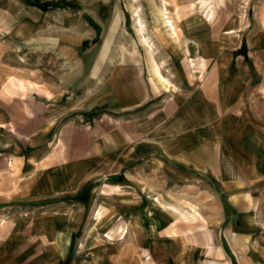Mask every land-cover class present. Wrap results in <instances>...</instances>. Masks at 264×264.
Here are the masks:
<instances>
[{
	"label": "crops",
	"instance_id": "obj_1",
	"mask_svg": "<svg viewBox=\"0 0 264 264\" xmlns=\"http://www.w3.org/2000/svg\"><path fill=\"white\" fill-rule=\"evenodd\" d=\"M256 1L243 28L220 15L223 7L210 22L169 4L174 37L161 5L144 1L0 0L9 40L57 57L43 69L63 74L44 92L18 95L1 74L24 65L0 64V264H202L186 241L164 234L182 222L195 232L199 212L182 211L173 224L153 214L143 224L133 206L121 215L142 236L109 243L92 238V211L108 187L132 189L139 201L145 185L218 186L232 221L261 200L264 0ZM144 35L170 83L153 69Z\"/></svg>",
	"mask_w": 264,
	"mask_h": 264
},
{
	"label": "rangeland",
	"instance_id": "obj_2",
	"mask_svg": "<svg viewBox=\"0 0 264 264\" xmlns=\"http://www.w3.org/2000/svg\"><path fill=\"white\" fill-rule=\"evenodd\" d=\"M112 1L121 3L125 7L128 6L131 0ZM137 1H144L148 6H152L153 4L161 5L160 10L165 6L163 0ZM175 1H177L176 4L172 2L169 4H174L178 8L180 7V10L177 9L180 13L200 14L203 16L201 11H198L199 5L196 4L197 0ZM224 3L218 8V12H220L223 7L220 15L225 18L233 14L242 23L245 22L242 28L247 25V20L253 18L256 12L259 11L256 0H224ZM169 4L166 5L167 8ZM137 11L135 10V13ZM261 15L264 16V12ZM37 16L40 18L39 14ZM43 18H47V16ZM160 28L157 25V33H159L158 30ZM242 28L239 33H243ZM160 36L163 38L162 35ZM151 43L153 42L151 41ZM34 45H38V42H35ZM34 48L30 42L10 41L9 26H0V50L2 51L0 64L6 66L9 64L24 65L23 68L13 69V72L6 71L1 74L8 81L6 85L10 83L11 86L16 87V93L18 95H20V92L24 95L28 91H34L35 95L36 91L44 92L48 85L46 82H55L56 80L60 82L59 76L63 75L46 72L45 70L47 68L45 65L49 64L51 67L60 59L57 57L53 59H47L46 57L40 59V53L33 51ZM128 187L130 189L133 186ZM259 187V192L264 190V185ZM123 189L126 188L108 187L103 190V200L99 201L92 211L93 239H95V236L100 242L105 241L110 243L124 241L132 238V236L135 239L142 236L139 233L130 234L128 229H126V217L121 215H127L131 211H134L133 206H140V209L143 210V224H150L153 214L160 216L162 224L163 222L165 224L169 223L168 221H171L173 224L180 215V212L189 209L195 213L199 212L204 217V221L201 220L198 222L201 226L195 232L190 233L186 230L187 225L190 223L182 222L179 223L178 233L172 234L166 232L164 234L171 239L186 241L188 246L193 247V258L201 260L202 264H264V194L261 200L252 198L254 206H251L250 211L243 210V206H241V210L235 212L234 221H232L233 210H228L226 197L220 194L218 186H210L207 189L201 185H190L186 183L160 186L145 185L140 188V194L143 198L139 201H133L131 199L133 197L139 198L138 192H131L132 189L130 191H124ZM153 200L160 203L153 204ZM223 204L226 217H224L222 209ZM112 208L117 209V211L112 213ZM248 218L253 223V225L249 226L250 228L246 227L248 226L247 222H249ZM230 221H232L231 224H229ZM240 221H243V224L241 223L239 225L242 231L233 228V225L239 224Z\"/></svg>",
	"mask_w": 264,
	"mask_h": 264
},
{
	"label": "bare ground",
	"instance_id": "obj_3",
	"mask_svg": "<svg viewBox=\"0 0 264 264\" xmlns=\"http://www.w3.org/2000/svg\"><path fill=\"white\" fill-rule=\"evenodd\" d=\"M163 2L165 3V6L160 10V15L162 18V21L164 22L165 26L168 28L167 31H169V33L174 36L177 37V35L179 34V30L177 28V26L174 24L172 17L170 16V11L167 8V4L169 3H177V1L175 0H171V1H167V0H163ZM224 3V0H197L196 4L199 5V10L201 11V13L203 14V16L209 20L210 22H213V20L216 18L217 16V12H218V8ZM137 11V10H136ZM137 15V22L139 24V28L138 31L140 32L141 35H143L142 33L145 31L146 29V25L142 22L141 16L139 14V12H136ZM137 24V25H138ZM138 27V26H137ZM142 40H144L145 44L148 46V49H150V55H151V61L153 64V69L155 70V72L158 75V78L161 82H167L170 83V81L168 80V78H166L162 71H161V66L160 64L156 61L154 54H153V43H151V41L149 40V38L144 35L142 36Z\"/></svg>",
	"mask_w": 264,
	"mask_h": 264
},
{
	"label": "trees",
	"instance_id": "obj_4",
	"mask_svg": "<svg viewBox=\"0 0 264 264\" xmlns=\"http://www.w3.org/2000/svg\"><path fill=\"white\" fill-rule=\"evenodd\" d=\"M46 9L52 7V4H47L44 6Z\"/></svg>",
	"mask_w": 264,
	"mask_h": 264
}]
</instances>
